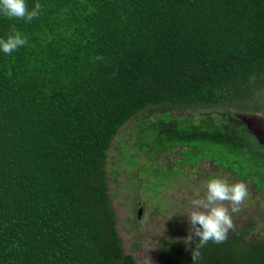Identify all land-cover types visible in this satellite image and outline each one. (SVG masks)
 <instances>
[{
	"label": "trees",
	"instance_id": "1",
	"mask_svg": "<svg viewBox=\"0 0 264 264\" xmlns=\"http://www.w3.org/2000/svg\"><path fill=\"white\" fill-rule=\"evenodd\" d=\"M37 2L31 22L0 14V38L14 24L28 39L0 50V264H136L107 167L136 116L119 168L141 163L138 148L172 150L264 186V145L247 123L206 112L264 114V0H26ZM255 224L209 242L197 264H264ZM187 234L161 239L153 264H192Z\"/></svg>",
	"mask_w": 264,
	"mask_h": 264
},
{
	"label": "rangeland",
	"instance_id": "2",
	"mask_svg": "<svg viewBox=\"0 0 264 264\" xmlns=\"http://www.w3.org/2000/svg\"><path fill=\"white\" fill-rule=\"evenodd\" d=\"M137 118L138 116L128 120L119 129L123 134L120 140L125 142L128 148L126 152L130 151V144L126 140H133L132 131ZM150 135L154 136V132ZM117 136L114 138L115 144L120 141ZM109 151V191L116 212V227L124 250L133 255L136 264H153L161 239L175 240L188 232L189 222L186 214L191 208V201L203 196L204 185L211 179L208 175L213 174L215 169L207 160H203L201 166H186L176 176L167 179L162 174L161 162L165 158L162 152L149 158L144 149L138 148L141 163L133 168H119L120 158L126 152H121L114 146ZM176 156L177 154L171 155L169 160H174ZM125 160L130 166L137 163L138 156L132 150ZM241 161L245 166L250 164L244 158ZM217 171L219 175L214 177L224 178L229 183L242 181L248 186L249 196L241 205V211L232 216L235 227L249 225L250 218L254 217L255 229L264 228V186L257 189L260 184L256 179L244 181L233 173L230 175V172L224 170ZM187 175L189 177L186 179ZM139 206L142 210L138 217ZM253 237L264 239V231H255Z\"/></svg>",
	"mask_w": 264,
	"mask_h": 264
},
{
	"label": "clouds",
	"instance_id": "3",
	"mask_svg": "<svg viewBox=\"0 0 264 264\" xmlns=\"http://www.w3.org/2000/svg\"><path fill=\"white\" fill-rule=\"evenodd\" d=\"M41 10L39 2L30 8L26 0H0V14L10 20L31 22L39 17ZM27 44L26 34L14 24L8 34L0 38V50L5 54H11ZM203 191V196L191 201V208L186 214L189 228L183 242L186 250L190 251L192 264L201 259L202 249L209 242L221 244L227 240L229 231L235 227L232 216L241 211V205L249 196L244 182L229 183L219 177L209 179Z\"/></svg>",
	"mask_w": 264,
	"mask_h": 264
},
{
	"label": "water",
	"instance_id": "4",
	"mask_svg": "<svg viewBox=\"0 0 264 264\" xmlns=\"http://www.w3.org/2000/svg\"><path fill=\"white\" fill-rule=\"evenodd\" d=\"M228 112L230 114H235L238 118L242 119L247 123V126L252 131L253 135L256 137L257 141L264 145V114L260 112H239L234 109L217 110L215 108L207 109L206 112L212 116H217L218 113Z\"/></svg>",
	"mask_w": 264,
	"mask_h": 264
},
{
	"label": "flooded vegetation",
	"instance_id": "5",
	"mask_svg": "<svg viewBox=\"0 0 264 264\" xmlns=\"http://www.w3.org/2000/svg\"><path fill=\"white\" fill-rule=\"evenodd\" d=\"M162 153H163V156L166 158V159L164 158V159L162 160V162H161L162 165H163V171L168 170V166H169V165H171V166L174 167V168L180 167L181 169H179L178 172L182 171L186 166H195V165H200V166H201V164H198L199 161H196L194 165H190V164H186V165H184L183 162H179V156H180V154H179L178 151H172V150H169V151H162ZM173 154H177V156L175 157L174 160H169V158H170L171 155H173ZM207 161H208V160H207ZM208 162H209V161H208ZM210 165H212V167H214L215 171L213 172V174L208 175V177L213 178L214 176L219 175V172L217 171V169H218V170H221V169H219V168H218L216 165H214V164H211V163H210ZM224 171H225V172H229V171H227V170H224ZM178 172H176L175 174H173V176H171V177L176 176ZM164 174H165V172H164ZM229 174H231V172H230ZM188 177H189V175L185 176L186 179H187ZM169 178H170V177H167V179H169ZM185 178H184V179H185ZM138 203H139V202H138ZM141 210H142V208H141V206H139V210H138L139 213H137V216H138V217L140 216V212H141Z\"/></svg>",
	"mask_w": 264,
	"mask_h": 264
}]
</instances>
